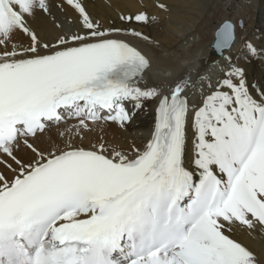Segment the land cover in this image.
Wrapping results in <instances>:
<instances>
[{
    "label": "snow or ice",
    "instance_id": "6c2138e0",
    "mask_svg": "<svg viewBox=\"0 0 264 264\" xmlns=\"http://www.w3.org/2000/svg\"><path fill=\"white\" fill-rule=\"evenodd\" d=\"M38 13L54 39L31 26ZM156 19L143 4L119 13ZM133 39L150 37L106 24L85 0H0V264H264L237 239L264 236V84L225 56L220 75L165 90ZM234 40L225 21L214 47ZM244 48L246 63L264 60V46ZM150 101L146 143L105 139Z\"/></svg>",
    "mask_w": 264,
    "mask_h": 264
},
{
    "label": "bare ground",
    "instance_id": "6f19581e",
    "mask_svg": "<svg viewBox=\"0 0 264 264\" xmlns=\"http://www.w3.org/2000/svg\"><path fill=\"white\" fill-rule=\"evenodd\" d=\"M88 10L94 17L104 21H114L117 26L135 27L150 37L148 41L133 39L132 42L141 48L151 59L150 80L167 90L169 85L191 75L193 79L198 73L211 72L220 75L219 66L224 64V57L231 56L241 67L246 68L250 81L264 84V60L248 57V63L242 56L247 55L246 41L257 46H264V0H163L168 10L162 11L153 6V0H85ZM143 4L150 14L157 17L148 24H122L119 13H135ZM229 8L228 11L226 8ZM59 20L65 17L74 18L76 13L68 8L67 13L53 8ZM231 20L238 25L242 20L245 30L236 28L237 40L233 47L221 58L215 57L211 45L214 32L224 20ZM31 26L44 38L54 39L59 34L47 16L37 14ZM68 24L65 23V28ZM244 29V28H243ZM156 102L145 104L126 129L110 123L105 129V139L111 143L127 148L130 144L141 146L150 139L153 130ZM129 132L128 133H126ZM96 134L90 135L84 144L94 142ZM189 156H191V130H189ZM241 240L258 255L264 257V236L250 239L238 233Z\"/></svg>",
    "mask_w": 264,
    "mask_h": 264
},
{
    "label": "water",
    "instance_id": "95a60500",
    "mask_svg": "<svg viewBox=\"0 0 264 264\" xmlns=\"http://www.w3.org/2000/svg\"><path fill=\"white\" fill-rule=\"evenodd\" d=\"M225 21H229V22H231V23L234 25V32H235V40H234V42H233V45H234V43H235L236 40H237V37H236V28H237V27H236V25L234 24L233 21L227 19V20H224L223 22H225ZM223 22H222V24H223ZM222 24H221V25H222ZM221 25H220V26H221ZM220 26H219V27H220ZM219 27H218V28L215 30V32H214V41H213V43H212V45H211V49H212V53H213V55H214L215 57L221 58V57L224 56V53H225L226 51L230 50V49L233 47V45L231 46L230 49H226V50L223 52V54H221V53H219V52L216 51L214 45H215V41H216V32L218 31Z\"/></svg>",
    "mask_w": 264,
    "mask_h": 264
},
{
    "label": "rangeland",
    "instance_id": "374dc122",
    "mask_svg": "<svg viewBox=\"0 0 264 264\" xmlns=\"http://www.w3.org/2000/svg\"><path fill=\"white\" fill-rule=\"evenodd\" d=\"M233 2H238L239 0H232ZM228 7L226 8V10L228 11ZM241 22H242V20H238V25H237V27H238V29H240L241 31H244L245 30V23L244 22H242V26H241ZM244 23V24H243ZM244 28V29H243ZM126 133H128L129 134V132H127L126 131Z\"/></svg>",
    "mask_w": 264,
    "mask_h": 264
}]
</instances>
